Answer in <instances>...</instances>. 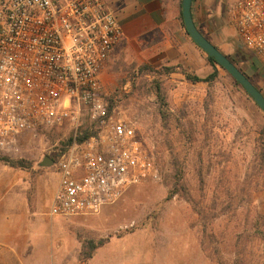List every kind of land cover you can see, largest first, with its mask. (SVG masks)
Wrapping results in <instances>:
<instances>
[{
  "label": "rangeland",
  "instance_id": "1",
  "mask_svg": "<svg viewBox=\"0 0 264 264\" xmlns=\"http://www.w3.org/2000/svg\"><path fill=\"white\" fill-rule=\"evenodd\" d=\"M124 41L103 71L105 100L131 121L160 179L131 186L116 203L78 222H49L40 216L59 174L39 163L56 160L72 132L66 126L22 135L0 157L30 168L0 162V176L13 173L18 184H30V205L37 181L47 198L37 211L38 231L28 234L25 251L15 247V256L21 264H264L263 112L219 67L212 82L192 83L181 71H195L179 66L167 73L138 42L127 50ZM234 46L235 66L264 94V65ZM206 56L195 58L201 78L213 72ZM86 129L92 131L84 114L78 132Z\"/></svg>",
  "mask_w": 264,
  "mask_h": 264
},
{
  "label": "built area",
  "instance_id": "2",
  "mask_svg": "<svg viewBox=\"0 0 264 264\" xmlns=\"http://www.w3.org/2000/svg\"><path fill=\"white\" fill-rule=\"evenodd\" d=\"M241 47L264 65V0L227 8ZM123 30L105 0H0V154L40 129L70 128L55 160L51 218L96 215L131 186L160 179L131 121L105 100L102 73ZM87 115L94 136L76 137Z\"/></svg>",
  "mask_w": 264,
  "mask_h": 264
},
{
  "label": "crops",
  "instance_id": "3",
  "mask_svg": "<svg viewBox=\"0 0 264 264\" xmlns=\"http://www.w3.org/2000/svg\"><path fill=\"white\" fill-rule=\"evenodd\" d=\"M105 1L123 30V40L127 50L134 42H138L141 50L145 51V57L151 62L161 66H182L187 70L189 68L195 71L194 75L200 77L199 69L202 65L196 66L195 58L197 54L200 57L202 51L193 43L183 27L182 0ZM234 1L192 0L191 2V16L195 26L214 47L230 59L234 55L235 43H239L227 14L228 6ZM201 60L203 61L202 58ZM201 70L206 69L203 67ZM104 76L103 72L102 79ZM262 95L264 97L263 93ZM12 175L13 173H6L0 176V264H21L20 259L15 256L17 254L14 252L15 247L25 251L28 234H31L34 228L38 231L37 211L47 198L45 188L40 187L37 178L34 186L36 200L30 205L27 200V190L31 185L18 184L16 177ZM42 175L43 172L39 174V178L42 179ZM58 187L59 180L48 194L50 202ZM40 217L49 222L55 219L63 220L49 217L48 210ZM70 218H74L70 222H78V217ZM56 233L59 236L63 232L57 227ZM28 257H24L25 262ZM28 264L38 263L32 261Z\"/></svg>",
  "mask_w": 264,
  "mask_h": 264
},
{
  "label": "water",
  "instance_id": "4",
  "mask_svg": "<svg viewBox=\"0 0 264 264\" xmlns=\"http://www.w3.org/2000/svg\"><path fill=\"white\" fill-rule=\"evenodd\" d=\"M191 2L192 0H182L181 15L182 22L186 33L190 39L204 52L209 58H212L252 99L254 104L264 114V97L262 93L251 83V81L216 47H214L195 26L191 16ZM40 167H51L53 161L45 157Z\"/></svg>",
  "mask_w": 264,
  "mask_h": 264
},
{
  "label": "trees",
  "instance_id": "5",
  "mask_svg": "<svg viewBox=\"0 0 264 264\" xmlns=\"http://www.w3.org/2000/svg\"><path fill=\"white\" fill-rule=\"evenodd\" d=\"M184 27V25H183ZM228 58V57H227ZM206 59L209 63V65L212 67L213 69V72L211 74H209L207 77L205 78H201V77H198L196 75H193V74H190L184 70L181 71V74L187 79L189 80L190 82L192 83H198V82H212L216 77H217V74H218V71H217V67H219L221 70H223L212 58H209L208 56H206ZM229 60L235 65V62L229 58ZM176 67V68H175ZM163 68L166 70L167 73H172L173 70L175 69H178L179 66H171V67H166V66H163ZM239 70L251 81V79L244 73V71H242L240 68ZM224 71V70H223ZM225 72V71H224ZM227 74V73H226ZM230 77V76H229ZM231 80L233 81V83L235 85H237L239 88H241L232 78ZM252 83V81H251ZM254 85V84H253ZM242 89V88H241ZM243 90V89H242ZM246 94V93H245ZM246 96H248L246 94ZM249 97V96H248ZM250 98V97H249ZM251 99V98H250ZM252 100V99H251ZM96 134L95 131H89L88 129H86V131H84L83 133L82 132H79L77 137H76V140L78 142H82L84 141L85 139H88L89 137L91 136H94ZM72 141V136L70 137V140H69V143H71ZM0 162H3L4 164L6 165H9L10 167L12 168H17V169H29L30 167L26 164H24L22 161L20 160H11L9 158H6V157H3L1 158L0 157ZM176 192L173 191L170 193L169 195V198L171 196H173ZM99 245H103L102 242L99 243ZM90 257V254L88 255Z\"/></svg>",
  "mask_w": 264,
  "mask_h": 264
},
{
  "label": "flooded vegetation",
  "instance_id": "6",
  "mask_svg": "<svg viewBox=\"0 0 264 264\" xmlns=\"http://www.w3.org/2000/svg\"><path fill=\"white\" fill-rule=\"evenodd\" d=\"M55 162V160H53V163Z\"/></svg>",
  "mask_w": 264,
  "mask_h": 264
}]
</instances>
